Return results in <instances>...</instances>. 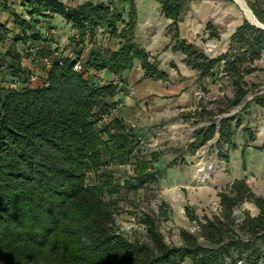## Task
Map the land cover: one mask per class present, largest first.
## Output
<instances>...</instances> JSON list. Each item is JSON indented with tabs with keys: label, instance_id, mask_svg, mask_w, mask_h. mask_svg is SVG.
Listing matches in <instances>:
<instances>
[{
	"label": "trees",
	"instance_id": "trees-1",
	"mask_svg": "<svg viewBox=\"0 0 264 264\" xmlns=\"http://www.w3.org/2000/svg\"><path fill=\"white\" fill-rule=\"evenodd\" d=\"M155 1L171 21V51L182 54L186 66L197 71L200 88L208 79L229 80L233 88L232 97L208 103L217 105L216 110L200 103L181 116L208 123L194 132L185 152L193 156L218 132L214 148L220 160L228 162L229 152L237 149L234 137L241 125L239 115L246 113L250 104L264 109V93L254 96L232 117L218 118L239 108L257 87H249L246 77L257 71L254 63L264 53V31L244 20L226 50L210 57L178 36V24L196 0ZM124 3L129 6L126 16L111 3L67 6L61 0H19L24 17L8 6L7 0H0V9L8 11L11 18V28L0 23V261L264 264V196L254 193L245 179L234 180L218 192L217 215L199 218L186 206L185 216L195 224L197 234L179 230L177 245L167 242L158 226L157 218L167 214L164 202L157 216L141 212L138 223L144 227L143 239L130 241L115 228L114 217L120 207L113 196L119 184H114L109 168L128 165L139 139L123 120L109 117L123 86L119 82L100 84L95 73L106 71L120 77L138 63L144 80H169L156 59L135 40V0ZM246 3L264 24V0ZM55 16L72 32L64 48L49 40ZM206 31L210 38H218L211 23L206 24ZM103 40L119 42V46H103ZM19 44L27 47L28 64L41 72L34 82L31 68L21 63ZM77 63L78 70L74 69ZM2 81L13 86H2ZM242 132L249 143L254 142L248 126ZM155 159H136L134 175L122 187L145 191L157 184L160 172L153 168ZM178 165H186L182 156L167 168ZM100 170L96 183L87 184V175ZM245 204L252 205L257 214L245 209L237 216L236 211Z\"/></svg>",
	"mask_w": 264,
	"mask_h": 264
},
{
	"label": "rangeland",
	"instance_id": "rangeland-1",
	"mask_svg": "<svg viewBox=\"0 0 264 264\" xmlns=\"http://www.w3.org/2000/svg\"><path fill=\"white\" fill-rule=\"evenodd\" d=\"M243 1L246 2V0ZM7 5L25 17V11L19 6V0H7ZM0 10V23L11 28L9 12L6 10L2 11V8ZM240 16L245 20L242 11H240ZM52 26L55 28L51 34H49L51 38L50 36L48 38H50L49 40L59 42L63 32L56 23H53ZM195 46L208 55L203 42L199 40L196 42ZM17 49L21 53L22 65L31 68L33 75L40 77V70L36 67H31L27 62L26 58L30 56L27 52V47H23L19 44ZM68 50L70 51V49ZM35 66H39V63L36 62ZM254 67L257 71L246 77V82L249 83V87L251 85H256L257 87L249 92L239 108L231 110L226 115H235L239 113L241 108H243L247 102H250L254 96L264 93V53L261 55V59L254 63ZM1 71L0 69V72ZM214 80H205L202 88L199 86L194 92L193 97L195 106L193 108L180 107L177 110L178 112L167 117H157L154 111H152L151 101H141L145 97L154 95V89L150 87L151 85H144L143 81L141 84H132V90L127 92L129 103L117 100L115 109L110 112L109 117L111 119L117 118L123 120L126 125L135 131L139 139L137 150L128 165L122 167L111 166L109 168L113 175L114 184H119V188L116 187L118 193L113 196L114 199H117L120 207V211L114 217V225L118 232L128 240L134 241L144 238V227L138 223L141 212H152L157 216L159 205L163 202L166 204L167 208L166 217H158L157 219L160 231L167 242L174 245L179 244L180 240L178 233L181 229L187 230L192 234H197V227L194 223H190L185 216V207L190 206L193 208L195 214L199 218L202 216L211 217L217 215V194L223 187L214 186L212 184L214 176L219 173L228 172L231 165L233 168L231 176L235 177L241 173L239 168L241 167V160L236 164L233 161L231 165L229 162L220 160L217 150L214 148L215 142L211 143V141L202 146L193 156L185 152L186 146L193 141L194 132L200 127L207 126L208 123H195V120H186L181 116H185L190 111L195 110L200 103L205 106L207 105L209 109L216 110L217 105H208V103L219 100L224 96L230 98L233 95V88L230 86L229 80L225 79L219 82ZM39 83V81L33 83L34 88L38 87ZM1 84L5 87L13 86L10 81H2ZM28 84L30 83L28 82ZM199 93H202L201 98H199ZM128 99H126V102ZM221 117H219L218 120ZM238 118L241 125L240 128L236 130L234 140L240 146L255 144L257 142L256 144L259 146L257 147L258 149L245 152L244 160L246 163L253 162L257 165L259 170H263L264 109L250 104L248 111L244 114H240ZM246 126L253 132L255 139L252 143H249L242 132ZM224 153L225 148H223V154ZM180 156L185 159V166L178 165L174 168H167L168 163ZM154 157H156V161L152 163L153 168L160 172L157 184L150 186L145 189V191L144 189L129 190L122 187L123 182L134 175L133 172L136 159L144 158L150 161L154 160ZM201 165H203L202 167L205 172V180H202L197 175V170ZM171 169L180 171L182 173L179 172L181 175L184 174L182 178L188 176V181L182 182L179 175H177L179 173L171 174ZM101 172L102 170L97 173H89L86 178V183L90 185L96 183L98 175H100ZM171 181L175 183H171ZM131 183L134 184L135 182L131 181ZM253 187L258 193L264 194V178L261 176L257 177ZM245 209L251 210L249 205L245 204L240 210L236 211V215L239 216ZM0 264L4 263L0 261ZM184 264L191 263L186 261Z\"/></svg>",
	"mask_w": 264,
	"mask_h": 264
},
{
	"label": "crops",
	"instance_id": "crops-1",
	"mask_svg": "<svg viewBox=\"0 0 264 264\" xmlns=\"http://www.w3.org/2000/svg\"><path fill=\"white\" fill-rule=\"evenodd\" d=\"M67 6H76L85 2H104L111 3L113 6L124 12L126 16L129 11V6L124 3V0H61ZM250 1V0H246ZM245 2V1H244ZM246 3V2H245ZM247 5V3H246ZM136 10V31L135 40L142 46L150 55L159 63L160 69L168 74V82L151 81L143 79V72L138 63H135L130 71L123 72L120 77L115 76L109 72L103 71L95 73L96 79L100 84L103 83H118L124 88L120 92L115 101H123L129 103L127 92L132 90V84L151 85L154 90V95L145 97L141 101H151L152 111L157 117H167L178 112L180 107L193 108L195 100L194 92L199 88L200 84L197 82L198 73L192 70L183 62L184 56L180 53H173L171 51V21L166 19L160 11V5L155 0H135ZM240 6L231 0H196L189 4L187 11L183 15L182 21L178 24V36L180 39L187 41L190 44L196 45L197 41L203 42L206 53L210 57H216L223 53L228 44L231 35L236 28L243 23L240 16ZM56 23L60 26L63 34L59 39V47L64 48L68 44V37L71 35L70 28L59 16L53 17L51 24ZM211 23L212 26L219 32L218 38H210L208 31H206V24ZM103 46H110L116 49L119 42H108L103 40ZM222 42V43H221ZM87 50L84 53V57ZM124 82L123 83H121ZM150 81V82H149ZM204 85V83H203ZM126 99L128 101L126 102ZM236 143V142H235ZM257 143V142H256ZM250 144L240 146L236 143L237 149L229 152V163L234 161L236 164L241 160L240 174L233 177V168L228 172L219 173L214 176L212 184L214 186H222L223 188L231 184L234 180L245 179L251 189L257 195L264 196L258 193L253 187L254 181L257 177L264 178V168L259 170L256 164L246 163L244 160L245 152L259 147L257 144ZM244 166V167H243ZM180 171L170 170V173L176 174ZM181 173V172H180ZM177 174L182 182L188 181V176L184 174ZM230 177V178H229ZM171 183H175L171 181ZM249 205V204H248ZM247 209L251 215H256L257 211L249 205Z\"/></svg>",
	"mask_w": 264,
	"mask_h": 264
},
{
	"label": "bare ground",
	"instance_id": "bare-ground-1",
	"mask_svg": "<svg viewBox=\"0 0 264 264\" xmlns=\"http://www.w3.org/2000/svg\"><path fill=\"white\" fill-rule=\"evenodd\" d=\"M235 1L238 3V5L240 6V8L243 10V11H242L243 14L246 16V18H247L250 22L255 23V24L260 23L259 21H257V20L252 16V14L250 13L249 9L247 8V6H246L245 3L243 2V0H235ZM261 24H262V23H261ZM262 25H264V24H262ZM263 28H264V26H263ZM204 165H205V164H204ZM202 166H203V165H201V167L197 170V175H198V177H200L202 180H205V178H204V174H205V172H204V169H203Z\"/></svg>",
	"mask_w": 264,
	"mask_h": 264
},
{
	"label": "water",
	"instance_id": "water-1",
	"mask_svg": "<svg viewBox=\"0 0 264 264\" xmlns=\"http://www.w3.org/2000/svg\"><path fill=\"white\" fill-rule=\"evenodd\" d=\"M232 2H234L235 4H237L238 5V3L235 1V0H231ZM244 2V1H243ZM245 3V2H244ZM245 5H246V3H245ZM239 6V5H238ZM247 6V5H246ZM247 8H248V6H247ZM241 9V8H240ZM249 9V8H248ZM241 11H243L242 9H241ZM249 11H250V13L252 14V16L255 18V16L253 15V13H252V11L249 9ZM244 17H245V21H247L250 25H252V26H254L255 28H257V29H260V30H263L264 31V28H263V26L264 25H262L261 23H257V24H255V23H252V22H250L247 18H246V16L244 15ZM256 19V18H255ZM257 20V19H256ZM233 116V114L232 115H225V116H222L220 119H222V118H229V117H232ZM219 119V120H220ZM218 124V123H217ZM217 139H218V132L216 133V136H215V138H214V140L211 142V143H214V142H216L217 141Z\"/></svg>",
	"mask_w": 264,
	"mask_h": 264
},
{
	"label": "built area",
	"instance_id": "built-area-1",
	"mask_svg": "<svg viewBox=\"0 0 264 264\" xmlns=\"http://www.w3.org/2000/svg\"><path fill=\"white\" fill-rule=\"evenodd\" d=\"M79 68H80L79 63H77L74 69L78 70ZM36 79H37L36 76L31 77L32 82L36 81ZM201 96H202V93H199V98H201Z\"/></svg>",
	"mask_w": 264,
	"mask_h": 264
}]
</instances>
